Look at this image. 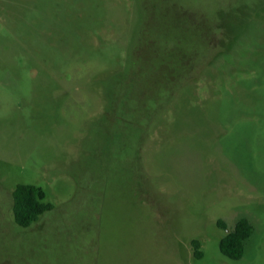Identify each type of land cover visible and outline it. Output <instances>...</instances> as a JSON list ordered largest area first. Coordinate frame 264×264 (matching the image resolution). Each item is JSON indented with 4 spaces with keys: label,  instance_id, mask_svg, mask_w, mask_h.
<instances>
[{
    "label": "rangeland",
    "instance_id": "rangeland-1",
    "mask_svg": "<svg viewBox=\"0 0 264 264\" xmlns=\"http://www.w3.org/2000/svg\"><path fill=\"white\" fill-rule=\"evenodd\" d=\"M0 264H264V0H0Z\"/></svg>",
    "mask_w": 264,
    "mask_h": 264
},
{
    "label": "trees",
    "instance_id": "trees-1",
    "mask_svg": "<svg viewBox=\"0 0 264 264\" xmlns=\"http://www.w3.org/2000/svg\"><path fill=\"white\" fill-rule=\"evenodd\" d=\"M107 110L105 114H107ZM12 198L14 222L21 228L31 227L40 220L41 216L54 208L52 204L45 201V193L42 188L34 185H18L12 193ZM217 224L220 229L225 231L219 242L220 252L233 261L242 259L246 242L253 232L251 221L247 218H241L232 227H229L224 220H219ZM191 246L194 257L202 259L204 253L200 240L194 239Z\"/></svg>",
    "mask_w": 264,
    "mask_h": 264
}]
</instances>
